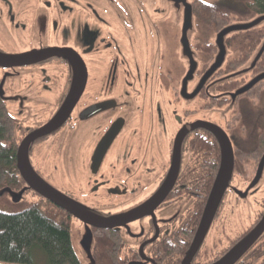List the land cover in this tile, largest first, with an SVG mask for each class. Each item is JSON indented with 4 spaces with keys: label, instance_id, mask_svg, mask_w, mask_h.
<instances>
[{
    "label": "flooded vegetation",
    "instance_id": "af4514ba",
    "mask_svg": "<svg viewBox=\"0 0 264 264\" xmlns=\"http://www.w3.org/2000/svg\"><path fill=\"white\" fill-rule=\"evenodd\" d=\"M187 9L180 0H0V108L13 129L15 172L22 180L17 154L29 141L33 172L81 211L108 220L107 229L89 227L94 245L108 236V264H217L264 215L263 208L236 236L213 237L232 181L252 174L264 154V113L244 121L252 139L228 135L209 114L220 120L223 107L234 110L263 81L234 99L239 81L213 84L222 69L202 82L205 63L197 64L185 81L186 45L197 46ZM209 126L230 142L232 174L193 247L221 168ZM261 235L231 264H264ZM96 250L94 259L105 258Z\"/></svg>",
    "mask_w": 264,
    "mask_h": 264
},
{
    "label": "rangeland",
    "instance_id": "374dc122",
    "mask_svg": "<svg viewBox=\"0 0 264 264\" xmlns=\"http://www.w3.org/2000/svg\"><path fill=\"white\" fill-rule=\"evenodd\" d=\"M185 5H190L194 2V26L193 29V48L187 53L185 63L187 65V71H185V81L193 80L196 75L197 64L205 63V72L202 76V82L209 81L214 74L222 69L220 79L214 81L213 84L227 83L230 81H239V86L243 87L249 81L253 80V77L264 73V60L258 65L257 69L251 73L248 72L243 75L244 71L249 69L251 65L258 59V55L264 47V15L251 16L249 19L242 20L237 19L236 15L241 12V6L237 1L236 10L231 11L234 14L223 13L225 6L222 0H180ZM201 1L205 2L208 7H204ZM221 13V14H219ZM254 29V30H252ZM250 33H241L250 31ZM258 34H263L262 38L257 46L253 43H249ZM243 35H247L245 38ZM230 37L228 43L227 38ZM241 38V40H240ZM248 39V41H246ZM225 40L227 46L225 44ZM199 42V43H195ZM202 44V48L201 45ZM250 47L242 48L241 46ZM199 49L200 51H197ZM177 59H181L179 54ZM182 60V59H181ZM183 61V60H182ZM196 65V68H195ZM175 69H179V66L175 59ZM198 75V74H197ZM195 82V81H194ZM211 107L216 105L212 104ZM241 107V110H240ZM230 108L229 105L223 107V111L220 113L223 115L219 118L209 114V120L215 124L222 126L227 130L228 135H235L236 139H248L250 136L249 126L244 122L250 117L252 111L258 116L259 113H264V81L259 84L249 95H246L244 100L239 101L237 105ZM230 111H233L230 113ZM240 114V115H239ZM217 121V123L213 120ZM12 128V127H11ZM247 131V137L246 132ZM231 130V131H230ZM10 135V143L11 137ZM244 134V137L242 136ZM257 135V134H256ZM242 136V137H241ZM264 137V132L262 134ZM239 170V168H238ZM247 173L249 171L246 170ZM10 200L15 202L29 203L36 201L37 198L32 193H26L21 195L20 192H12L9 195ZM223 221L219 223L221 230L219 233H213L214 238L224 239L227 236L242 233L246 228L256 220L259 219L261 209L264 208V154L261 156L259 162L256 165L255 171L249 174L248 177H237L232 181L227 194L223 201ZM72 247L81 264H95L94 251L97 247V252H100L99 244L94 245L92 232L89 227L73 220L70 222ZM223 230V232H222ZM36 258L32 259V264H42V257L35 254ZM44 264H47V260L44 256ZM129 264H140L129 263Z\"/></svg>",
    "mask_w": 264,
    "mask_h": 264
},
{
    "label": "trees",
    "instance_id": "16d2710c",
    "mask_svg": "<svg viewBox=\"0 0 264 264\" xmlns=\"http://www.w3.org/2000/svg\"><path fill=\"white\" fill-rule=\"evenodd\" d=\"M238 3L241 12L236 15L237 19L246 20L254 15H264V0H239ZM221 4L225 6L223 13L233 12L232 9L237 11L235 0H222ZM194 11L195 8L192 9V12ZM262 35L258 34L254 42L251 39L249 43L257 46ZM244 37L246 38L247 35L241 38ZM247 46L241 47L249 49L250 47ZM263 60L264 53L251 71H255ZM256 86L257 84L248 92ZM224 88L223 90L226 91L231 90L228 84ZM11 133L9 119L0 108V191L8 189L10 192H20L25 187L15 172L14 148L10 143ZM241 155L244 156L237 154L239 157ZM26 191L25 194L31 192V190ZM35 196L36 201L14 203L7 192L0 195V264H32L31 258H36L35 254L42 257V264H44V256L47 264H81L72 247L71 217L45 199ZM261 237H264V231ZM98 244L101 251L97 253L104 255L105 258H96L94 262L108 264V236L104 242Z\"/></svg>",
    "mask_w": 264,
    "mask_h": 264
},
{
    "label": "water",
    "instance_id": "95a60500",
    "mask_svg": "<svg viewBox=\"0 0 264 264\" xmlns=\"http://www.w3.org/2000/svg\"><path fill=\"white\" fill-rule=\"evenodd\" d=\"M189 9L185 10V21L187 24V28H192V14L190 11V6H188ZM186 52H189L188 45H186ZM264 53V47L262 48L261 52L258 55V59L251 65L249 69L244 71L243 75L253 70L256 63L259 61V59L262 57ZM196 68V65H195ZM264 80V73L258 75L253 80L249 81L246 85L241 87L236 93L231 95V99H234L236 97H239L240 95L248 92L251 90L256 84ZM74 104V103H73ZM72 104V105H73ZM71 108V107H70ZM65 109V108H64ZM63 112L65 110H62ZM70 109L66 112H69ZM65 115L63 113L58 114L55 119L49 124H56L58 123ZM209 132L214 135L216 140L219 143L220 151H221V168L218 173V176L216 178L214 187L210 193L209 200L207 203L206 210L204 212L198 233L196 235V240L194 242V246H197L199 242L202 240L203 236L205 235L207 228L209 227L213 215L223 198L224 192L227 189L228 183L231 178L232 174V166H233V152L232 147L230 145V142L225 135L224 132L219 130L216 127L209 126L208 127ZM29 141H25L24 144L20 147L18 154H17V169L20 174V177L22 178L23 182L26 184L27 188L20 191V194L23 195L26 190H31L35 194H37L39 197L45 199L58 209L62 210L66 214L72 216L74 219L82 222L87 227H93L97 229H107L108 228V220H102L94 218L85 212L81 211L79 208L74 206V204L68 200L66 197L61 195L59 192L54 190L52 187H50L48 184H46L43 180H41L32 170L30 163L28 161L27 155L25 153L26 146ZM7 192L8 195H10L12 192H10L8 189L1 190L0 195ZM14 203H18L15 201H12ZM110 224V222H109ZM264 231V215L261 218L260 222L256 226V228L247 236L245 240L241 242L232 252H230L223 260L218 262L217 264H231L235 260H237L242 253L247 250L253 242L263 233ZM194 251H190L187 255V259L189 260V256L193 254Z\"/></svg>",
    "mask_w": 264,
    "mask_h": 264
}]
</instances>
